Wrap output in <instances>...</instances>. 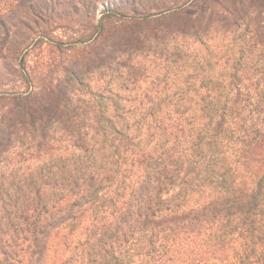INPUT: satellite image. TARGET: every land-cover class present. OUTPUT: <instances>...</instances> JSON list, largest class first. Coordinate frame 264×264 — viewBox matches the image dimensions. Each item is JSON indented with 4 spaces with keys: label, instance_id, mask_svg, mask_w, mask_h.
<instances>
[{
    "label": "trees",
    "instance_id": "obj_1",
    "mask_svg": "<svg viewBox=\"0 0 264 264\" xmlns=\"http://www.w3.org/2000/svg\"><path fill=\"white\" fill-rule=\"evenodd\" d=\"M0 264H264V0H0Z\"/></svg>",
    "mask_w": 264,
    "mask_h": 264
}]
</instances>
